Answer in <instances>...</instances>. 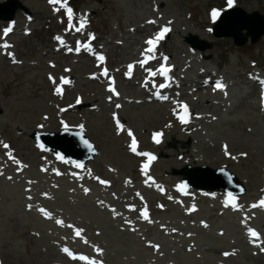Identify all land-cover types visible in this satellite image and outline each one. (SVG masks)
<instances>
[{"label":"rangeland","instance_id":"374dc122","mask_svg":"<svg viewBox=\"0 0 264 264\" xmlns=\"http://www.w3.org/2000/svg\"><path fill=\"white\" fill-rule=\"evenodd\" d=\"M19 1L23 8L14 19H0L9 22L2 28L0 24V45H8L0 47V264H256L242 254L264 248V206L253 207L255 200L260 204L264 199V108L261 90L236 74L252 65L264 80V35L242 46L231 37L215 36L213 26L220 18L213 20L212 13L221 0H62L72 10L71 18L67 8L49 0ZM222 2L223 12L228 0ZM237 6L264 15V0H239ZM206 18L211 22L201 28ZM81 20L84 33H77ZM15 24L16 31L5 36L4 30H13ZM164 27L171 32L165 42L156 43L159 65L178 68L188 78L196 71L220 69L227 79L220 93L202 92L192 98L194 105L182 95L193 91L186 86L163 94L171 96L169 102L156 101L155 92L141 93L147 81L156 82L150 67L139 63L146 60V41ZM192 28L210 48H193L187 42ZM92 37L101 47L95 57L77 52ZM61 46L65 50L56 53ZM72 50L76 52L69 56ZM3 52L13 57L4 59ZM129 65L131 73L140 68L147 76L138 71L132 83L122 80L118 72L129 76ZM105 70L109 75L100 77ZM218 80L219 75L208 81L214 92ZM106 88L114 91L105 93ZM93 91L104 97L100 107ZM183 102L190 113L184 129L191 137L164 141L170 150L164 154L144 145L155 133H161V142L166 131L179 129L170 114L178 113L173 104ZM49 125L56 127L52 131L65 125L84 130L98 149L97 159L77 168L66 158L67 166L58 162L62 157L32 137L37 126ZM128 131L137 151L153 155L160 168L131 151ZM208 163L236 175L225 185L208 183L234 192L243 184L239 178L244 181L243 194L207 190L209 195L231 194L232 205L212 195L196 200L179 193L187 187L178 171ZM145 210L147 220L141 215ZM159 225L168 229L161 231ZM146 227L159 231L149 235ZM77 230H82L79 236ZM208 245L229 255L217 257L206 251Z\"/></svg>","mask_w":264,"mask_h":264},{"label":"bare ground","instance_id":"6f19581e","mask_svg":"<svg viewBox=\"0 0 264 264\" xmlns=\"http://www.w3.org/2000/svg\"><path fill=\"white\" fill-rule=\"evenodd\" d=\"M222 1L223 0H221L220 1L221 4H218V6H215V8L221 9V7L223 5ZM238 4H239V0H232V5L231 6L228 5V8H233V7L237 6ZM219 13L221 14L220 10H219ZM215 19H217V17ZM73 21H76V18H74ZM166 22H170L172 24V22L170 20H167ZM210 22H211V19L210 18H206V21L201 22L200 27L201 28H206L207 25ZM0 24H1V28H2V27H5V26H8L9 22L8 21H2V23H0ZM150 25H156V22L150 23ZM17 26L18 25L15 24L13 26V30H11V32L12 31H16V27ZM83 30H84V28H82V31ZM187 31L189 33H195V29L194 28L188 29ZM80 33H84V32H80ZM169 36H170V34H169ZM82 37L83 38H87L88 36L87 35H83ZM97 41H98L97 38H91V43H95L96 44ZM75 42L77 43V40ZM94 48L96 50H100L101 49V47L99 45H97V44L94 45ZM227 48H228L227 45H222L221 50L225 51V50H227ZM64 50H65V47L61 46V47H57L55 49V52L59 53L60 51H64ZM168 51L172 52V48H169ZM72 52L75 53L76 50L70 51L67 54L70 56ZM77 52H79V53H81L83 55L90 56V57H95L94 55H90L88 53L87 48L85 46H82L81 49H79V51H77ZM140 55H141V53H140ZM10 57H13V56L9 55L6 52L5 53L3 52V58L4 59L10 58ZM145 66H146V64H145ZM138 71H142V70L140 68H138L137 71H134L133 73H130L129 76H125L123 72L119 71L118 75L122 78V80L125 81V80L129 79L130 83H132V80L134 79V76L137 74ZM142 72H144L146 74L145 70H143ZM171 72H172V77H171V79L168 82L160 74H158L157 77H156L157 79L161 80L162 82H165V85H166L165 87H160L159 88L158 87V85H159L158 81H156L155 84L147 81L144 84V86H143V88L141 90V93H143V94H152L153 91H155V90H159L160 92H164V93L165 92H171L172 93L173 90H175V89L182 90L183 88H185L183 86H186V87L192 88L193 91L189 92V93L188 92H183L182 95L183 96H187L190 99V102L192 103V105H194V102L192 101V98L194 96H197V95L201 94L202 92L208 91V92H212V93H216V92L220 93V89H215L217 91L214 92L212 85L209 83L210 81L215 79L217 77V75H219V77H220V80H218V81H222V83H223V82H226V80H227L226 79V74L220 69H217L215 71L214 70H209V69L208 70L196 71L194 77H192V78H188L185 75H183L181 72H179L178 68H174ZM66 73H67V71H64V74H66ZM236 75L241 77V78H243L245 80L246 84L251 85V86L253 85V87L255 86L256 90H260L261 89V86H262L261 79H260V77H258L256 75V72H255L254 67L252 65H249L243 72L237 73ZM59 80H60V78L57 79V81H59ZM177 80L182 81V83L178 85L177 84ZM218 81H216V82H218ZM133 85H135V84L133 83ZM110 92L111 91H110L109 88L105 89V93H110ZM93 95L95 96L93 99H97L98 100L97 107H100V105L104 102L103 101L104 97H101L100 95H99V97H96L98 95L97 91H93ZM114 99H115V97H112L111 103L115 102ZM156 101H158V100H156ZM166 101H168V102L171 101V97L169 96L166 99ZM195 107H199V104H196ZM177 108L179 110L178 112H180L181 108H179V106H176L175 109L177 110ZM170 117H171V119L173 121L179 123V129H177L176 132L170 131V130L166 131L164 136H163L162 141L159 142V143H156L155 140L152 137H150L147 140H144V145H146L150 149L159 150L161 153L164 154V153H169V151H170V150L167 149L168 145L167 144L165 145L164 141L168 142V141H177L178 140V141L182 142L183 138L191 137L189 135L188 131H185V129H184L185 125L180 122V118H179L180 115L179 114H176V113L172 112V114H170ZM65 127L71 128V127H69L67 125H65ZM36 129L37 130H41V131H51L53 129H56V127L50 126V125L49 126H37ZM161 129H163V128H161ZM147 135H148V133H147ZM193 141H194V139H193ZM182 146L184 148H187L188 151L191 150V145H185L184 143H182ZM215 146H216V144H215ZM137 157H139L141 159L143 158L141 156H137ZM95 159H97V156L95 157ZM157 161L158 160H154L151 163V165H153L154 167L160 168L161 165L158 164ZM58 162H61L65 166H67L68 163H69V162H66V160H64V158H61L60 160H58ZM199 162L203 163V161H199ZM77 165L78 164H76V165L75 164H69V166H71L72 168H77ZM79 165H81V164H79ZM207 165L213 166L212 163H210V164L208 163ZM81 167H82V165H81ZM137 177L138 178L140 177L139 173H137ZM239 179H240V182L244 184V181L241 178H239ZM179 193L181 195L187 196L189 198H194L196 200H201V199L206 198L207 196H211L212 195V196H215L217 198H220L222 200V202H226V203L231 204L229 202L230 199H228L229 198V194L224 192V191H219V192H216V194L209 195V192L207 190L199 189V188L187 187V191L186 192H182L181 191ZM253 204L257 205L256 207L260 206V204L258 203L257 200H255L253 202ZM162 228L165 229V230L168 229V227L165 226V225H159V229L161 231H163ZM146 230L149 233V235L152 234V230L154 232L155 231H159L158 229H155V227H146ZM205 248H206V251L211 252L213 255H215L217 257H221L220 254L221 253L224 254L226 252L225 249H223V248H221L219 246L208 245ZM258 249L259 250H258L257 253H247V252L244 251L242 255H243V257H245V259L246 258L254 259L256 261V264H264V251L262 252V250L260 248H258ZM239 252H241V250ZM239 264H248V263H246L244 261L243 262L240 261Z\"/></svg>","mask_w":264,"mask_h":264},{"label":"water","instance_id":"95a60500","mask_svg":"<svg viewBox=\"0 0 264 264\" xmlns=\"http://www.w3.org/2000/svg\"><path fill=\"white\" fill-rule=\"evenodd\" d=\"M18 7H22V4L19 2H15L14 0H11L4 4H0V8H1L0 18L12 19ZM223 18L224 19L221 21V23L215 27L216 28L215 35L233 36L235 43L238 45H244L248 41L249 37H251L252 42H256L264 34V16L260 14L258 11L249 14L241 7H236L225 12ZM228 21L233 22V23L231 22L232 28L230 27L231 29L229 28L226 30L225 29L221 30L222 25L229 24ZM242 29H247L248 30L247 34H243ZM188 40L195 46L200 45L199 47H201L202 49L210 47L209 43L199 41L197 36H190ZM60 134L47 133L45 135H41L40 133L37 132L35 134V137L39 138V142L41 141L40 143L44 145L46 143L50 148L62 149L59 150L60 154L66 155L70 158L72 157L76 159L77 162H86L94 158V155L97 153L95 145L88 140V138L83 132L67 130V131H63ZM41 136H43V138ZM44 136H47V138L46 137L44 138ZM85 140L88 142L87 145L84 143ZM88 145H91V147H89ZM200 170L202 171V170H210V169L208 167H204V168L187 167L186 169H184L182 173L188 175L187 179H185V182L191 186L211 188L210 185H207L206 183L200 181L195 176ZM217 172L224 173L226 172V170H222V171L219 170ZM242 190L243 189H240V191L238 192L239 193L244 192Z\"/></svg>","mask_w":264,"mask_h":264},{"label":"snow or ice","instance_id":"6c2138e0","mask_svg":"<svg viewBox=\"0 0 264 264\" xmlns=\"http://www.w3.org/2000/svg\"><path fill=\"white\" fill-rule=\"evenodd\" d=\"M49 3H51V4H60L61 7L67 8V4H66V3H62V0H49ZM228 5H229V6L232 5V0H228ZM57 10H59V9H57ZM67 15L71 18V16H72V10H71L70 8H67ZM218 15H219V13H218L217 11H213V13H212L213 19H215ZM84 23H85V21H84V20H81L80 28H83V27H84ZM149 23H154V21H149ZM79 30H80V29L78 28L77 31H79ZM168 31H169V29H168L167 27H164L159 33H157L155 39H149V40L146 41V43L150 46V47L147 49V51H148L149 53H154V51H155V45H156L157 41H159L160 39H162L163 36H164V34L167 33ZM9 32H11V28H7V29H5V30H4V35L7 36V34H8ZM0 47L7 48L8 45H7V44H4V45H0ZM100 59L102 60L103 57H100ZM146 62H147V61H140L139 63H141V64L143 65V64L146 63ZM132 68H133V65H129V74L131 73ZM159 71H160V73H161L162 75L167 76V73L170 71V69H169L168 67H163V66H162V67L159 69ZM151 74H152L153 76L156 75L155 72H152ZM103 75H107V70H105V71L103 72ZM50 79H52V78L50 77ZM54 82H55V81H54ZM62 82H63L64 84L69 83L68 80H62ZM165 86H166V85H160V87H165ZM216 87H217V88H223L224 86H223L222 84H220V83H217V84H216ZM110 90L114 91V89H110ZM57 91L59 92L60 90L57 89ZM164 99H167V97H164ZM77 102L79 103V100H78ZM117 107H119V105H117ZM180 108H181V111L183 112V115H181L179 118H180V120H181L182 123H187V122H188V118H189V116H190V113H189V110H188V106H187L186 104H181V105H180ZM117 127L120 128V129H122V125H120L118 121H117ZM67 130H68L67 127H65V131H67ZM128 135H129V137H131L130 149H131V151H132L133 153H136L137 155H140V156H146V157L148 158L149 163H150L152 160L155 159V157H154L153 155H151L150 153H146V152H138V151H137V147H138V145H137V141H136V139H135L133 133H132L131 131H128ZM160 136H161V133H155V134H154L153 139L155 140L156 143H159V142H160V140H159V137H160ZM84 143H85L86 145L88 144V142H87L86 140L84 141ZM88 146L91 147V145H88ZM5 147H7V145H5ZM225 153H226V155L229 154V153L227 152V145H225ZM242 155H246V154H242ZM77 167H81V165L78 164ZM148 167H149V164H147V163L144 164V166H143L144 170H147ZM100 183L104 184V183H107V182L101 180ZM87 191H88V189H85V192H87ZM230 200H234V198H231V197H230ZM101 203H102V202H101ZM256 206H257V205H253V207H256ZM260 206H264V199H262V200L260 201ZM41 212H43L44 215H45L46 217L51 218L50 214L47 213V212H45L43 209H41ZM141 215L143 216V218H144L145 220L148 219V213H147V210L143 211V212L141 213ZM57 223L62 225V224H63V221L57 220ZM81 231H82V230H77V231H76V235L79 236V235L81 234ZM250 235H251L252 237H254V238H258V235H259V234H258L255 230H250ZM62 250H63L66 254H68L69 256H71L73 259H76V257L71 253V251H70L68 248H63ZM261 250L264 251V248H262ZM96 251H98V252H102L101 249H96ZM224 255H225V256H228L229 253L225 252ZM79 259H86V258L83 257V256H81V257H79Z\"/></svg>","mask_w":264,"mask_h":264}]
</instances>
